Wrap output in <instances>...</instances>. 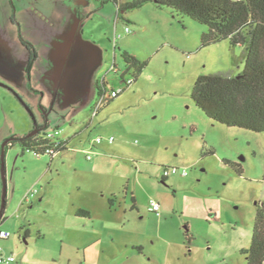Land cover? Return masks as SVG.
I'll list each match as a JSON object with an SVG mask.
<instances>
[{
  "label": "rangeland",
  "instance_id": "obj_1",
  "mask_svg": "<svg viewBox=\"0 0 264 264\" xmlns=\"http://www.w3.org/2000/svg\"><path fill=\"white\" fill-rule=\"evenodd\" d=\"M16 1L20 10L45 2ZM91 1L85 38L98 44L84 45L77 61L99 47L96 77L118 89L129 70L124 78L134 83L92 117L97 97L88 103L80 95L84 67L62 82L36 83L39 92L29 94L0 77V230L11 234L0 247L13 264H247L243 251L264 207V133L214 122L192 99L199 77L242 73L243 50L228 41L202 46L206 26L170 8L147 3L119 17L113 1ZM6 7L0 63L28 61L10 0L0 4V17ZM125 53L145 64L140 72ZM36 124L59 131L80 153L52 160L18 144L5 150ZM110 136L115 143L107 145ZM87 142L99 153L92 161L82 152ZM170 168L188 173L163 183ZM153 201L172 212L163 219L149 212ZM89 208L90 220L80 212ZM103 208L108 218L99 216Z\"/></svg>",
  "mask_w": 264,
  "mask_h": 264
},
{
  "label": "trees",
  "instance_id": "obj_2",
  "mask_svg": "<svg viewBox=\"0 0 264 264\" xmlns=\"http://www.w3.org/2000/svg\"><path fill=\"white\" fill-rule=\"evenodd\" d=\"M110 1L116 5L119 17L122 13L139 9L147 3L173 9L178 14L206 26L207 31L201 39L202 46L228 41L232 47H240L244 59L242 73L236 76L231 71H221L199 77L193 87L192 99L196 107L214 122L264 133V0H134L131 3ZM21 40L30 55V68L35 60V51L27 41L23 38ZM123 58L129 67L138 72L145 66L127 53L123 54ZM96 88L97 94L112 91L106 82H99ZM47 129L48 125L43 127L36 124L30 134L13 137L5 145V150L18 144L23 153L30 151L44 155L53 146L47 139ZM68 146L69 141L63 140L58 146L59 155L68 151ZM209 153L214 154L213 151ZM1 168L5 178V155L1 159ZM85 213L81 212L87 218L88 214L84 215ZM186 237L191 241L188 232ZM243 254L247 264H264V207L257 211L252 242Z\"/></svg>",
  "mask_w": 264,
  "mask_h": 264
},
{
  "label": "crops",
  "instance_id": "obj_3",
  "mask_svg": "<svg viewBox=\"0 0 264 264\" xmlns=\"http://www.w3.org/2000/svg\"><path fill=\"white\" fill-rule=\"evenodd\" d=\"M2 1L3 0H0V4ZM44 1V6L39 10L32 6H30V9L20 10L18 2L16 0H10L12 9H15L13 14L15 21L13 22L19 26L25 40L35 51V60L29 68V53L28 61L23 59L22 61L13 62V60L3 58V60L1 59L3 62L0 63V77L4 82H10L19 89L21 88V90H24L26 93H31L39 92L34 88V84L36 83L39 84V82L51 81L53 84H56L60 79L62 82L67 73L71 71H79L84 67L87 69L83 74L84 78L82 80L85 90H83L80 95H83L84 99L89 103L97 96L96 85L103 81L107 83V76L97 78L95 73V71L101 66L103 60V52L101 48L97 47V51H91V48L89 47L90 51H85L83 62L79 63L77 61L78 52H82L84 45H92L93 48L98 44L95 41L91 43V41L85 38V20L91 14L89 12L92 11V1ZM10 13L11 11L9 12L6 7V9L3 10V15L0 17L1 20L3 22L7 21V19L10 18ZM79 46L82 47V49H78ZM54 90H56V87ZM58 91L59 86L57 88V92ZM62 138L67 140L64 137ZM68 141L69 144H71V140ZM105 143L107 145H112L115 143V140L113 143H109L107 138ZM82 146L84 147L82 152L84 150L87 155L89 153H91V156H97V154H99L95 151V144L92 145V143L88 144L87 142L84 145L82 143ZM64 153H74V155L76 153L77 156L80 151L71 150L69 145L68 151ZM92 158L90 159L91 161L93 160ZM166 182L167 178H163V183ZM111 200L113 201L114 199H110V201ZM102 206L104 207V205ZM160 207L161 211L159 217L162 219L172 212L162 203H160ZM80 211L88 214V220L92 218V208L80 209ZM97 212H100V209ZM149 212H152L150 208ZM99 216L102 218H108L107 211L103 208ZM162 219H160V223H162Z\"/></svg>",
  "mask_w": 264,
  "mask_h": 264
},
{
  "label": "built area",
  "instance_id": "obj_4",
  "mask_svg": "<svg viewBox=\"0 0 264 264\" xmlns=\"http://www.w3.org/2000/svg\"><path fill=\"white\" fill-rule=\"evenodd\" d=\"M127 32H130V30L127 28L126 29ZM120 35L117 36L115 35V40H118L120 39ZM125 73H123L121 75V78L123 79V83L124 85L120 86L118 89H113L112 88V91H106L104 92L103 94H97V99H96V102H95V105H94V108H93V111H92V117H96L98 116L100 110L106 105L108 104L111 100L117 98L121 93H123L128 86H130L131 84H133V80H130V81H126L125 78ZM105 82V81H103ZM47 139L53 144V146L51 147V149L47 150L45 152V154H40V153H34L36 156H38L39 158H42V157H50L51 159H55L57 156H59V153H58V146L61 144V142L64 140L61 136H60V132L59 131H55V132H49L48 133V136H47ZM114 137H110L108 138V142L109 143H113L114 142ZM103 142V138L101 137H97L95 140H94V143L95 144H98L100 145L101 143ZM88 159L90 160L92 158L91 156V153H89L87 155ZM187 170L184 169V170H180L178 168H170V169H165L164 170V173H163V178H168L170 175H177V174H181L183 176H186L187 175ZM150 210L152 212H155L158 216L160 215V211H161V207H160V204L153 201L151 203V206H150ZM11 237V234L9 232H6V231H3V230H0V240H7ZM16 261L15 257L10 255V256H7L4 254L3 252V248L0 247V264H12Z\"/></svg>",
  "mask_w": 264,
  "mask_h": 264
},
{
  "label": "water",
  "instance_id": "obj_5",
  "mask_svg": "<svg viewBox=\"0 0 264 264\" xmlns=\"http://www.w3.org/2000/svg\"><path fill=\"white\" fill-rule=\"evenodd\" d=\"M0 85H2V84H0ZM2 86H4V85H2ZM35 122H36V119H35ZM37 123V122H36ZM1 218H2V215L0 216V220H1Z\"/></svg>",
  "mask_w": 264,
  "mask_h": 264
}]
</instances>
